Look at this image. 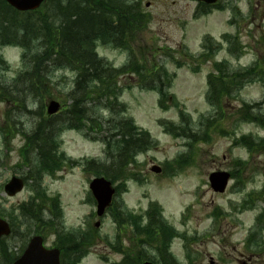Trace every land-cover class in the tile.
<instances>
[{"label": "rangeland", "instance_id": "374dc122", "mask_svg": "<svg viewBox=\"0 0 264 264\" xmlns=\"http://www.w3.org/2000/svg\"><path fill=\"white\" fill-rule=\"evenodd\" d=\"M197 3L193 0H142L141 8L149 21L142 31L141 43L148 49L139 50L136 45L133 56L118 47L98 45L96 48L98 55L115 68L132 57L152 73L163 67L174 76L170 92L178 99V109L165 111L157 105L156 90L139 87L144 85V79L135 73L118 77L119 86L125 87L118 100L127 105L126 114L150 133L156 145L139 153L135 164L128 166L134 176L125 180L115 201L143 216L150 203L161 207L168 224L181 234L172 239L168 248L174 264H264V149L249 151L241 144H234L235 138L243 134H250L255 141L263 137L262 126L242 121L239 115L243 101L254 104L263 99L262 84L256 79L249 80L236 97L224 98L221 127L225 128V133L221 135L214 129L207 141L198 139V136L192 146L195 151L193 158L180 168L174 166L173 160L180 153L189 151L190 140L182 135L166 133L159 123L160 120H168L178 124L179 110L184 109V117H189L192 130L200 134L205 130L204 125L198 126L200 116L215 112L205 101L204 94L206 76L212 70L213 60L226 59L235 69L258 60L264 69V0H223V8L195 16ZM232 18L235 21L229 25ZM236 30L242 44L238 59L229 56L225 48L228 44L221 41L222 33H235ZM206 34L220 40L222 47L214 52L212 59L197 67V62L191 57L201 51L202 37ZM1 54L10 67L4 74V80L9 82L21 68L22 50L17 45H7L1 49ZM74 78L72 71L62 69L55 72L53 82L48 86L49 93L42 96L44 107L51 99L64 101L63 107L68 105L70 100L65 94L70 91ZM9 106V101L0 102V131L8 128V122L13 120L17 122L14 126L31 132L36 118L29 114L21 116L20 120L8 116ZM29 108L35 109L33 106ZM106 113L101 111L103 115ZM253 113L264 114V105L254 108ZM1 132L0 217L10 222L13 232L0 241V264H12L13 258L21 255L33 235L41 234L47 247H60V239L68 231L79 237L88 232L94 235L91 245L86 248V244L85 249L82 247L84 253L76 264H112L124 256L125 249L131 255L138 253L135 249L137 242L129 232L130 225L122 231L126 236L121 235V245H117L119 231L113 219L109 214L96 216L95 203L88 188L89 181L96 175L86 170L84 165L63 163L61 170L54 175L43 174L40 192L49 200L58 197L62 212L61 219H56L55 228L45 230L23 224L26 222L19 206L35 194L29 186L31 180L14 196H7L3 190L12 175L25 176L29 169L20 155L23 136L11 134L5 137L7 134L3 136ZM102 137L103 132L95 129L86 135L77 128H68L60 136V149L75 161L102 159L106 155ZM152 165H159L161 172H152ZM214 170L235 172L223 193H213L208 183V175ZM119 182L121 180H116L114 186ZM144 217L141 224L145 222ZM96 221L100 222L98 227H95ZM139 252L150 254L142 249ZM69 253L67 251L63 258V264H72L73 256ZM151 253L159 257L160 249Z\"/></svg>", "mask_w": 264, "mask_h": 264}, {"label": "trees", "instance_id": "16d2710c", "mask_svg": "<svg viewBox=\"0 0 264 264\" xmlns=\"http://www.w3.org/2000/svg\"><path fill=\"white\" fill-rule=\"evenodd\" d=\"M141 2L142 0H46L36 10L18 12L4 0H0V102L9 101L8 116L20 120L21 116L29 114L36 118L31 132L14 126L17 122L13 120L8 122V128L0 131L3 136L7 134L5 137L11 134L23 136L20 155L23 164L29 168L24 179L26 184L31 180L29 186L35 192L27 202L19 206L20 214L26 222L23 224L46 230L55 228L56 219H61L58 197L49 200L40 192L43 174L54 175L61 170L63 163L84 165L86 170L93 171L95 175L104 174L113 182L121 180L116 187L120 194L125 180L134 176L129 172L128 166L135 164V156L155 145L149 133L137 127L132 118L126 116V106L118 102L122 91L117 82L120 75L135 73L144 79V85H140V88L157 91L160 108L165 111L170 108L178 109V99L170 92L174 76L168 74L166 69L162 67L160 71L152 73L134 57L130 59V56L126 64L115 68L97 55L98 45L118 47L130 55L134 54L136 45L139 50L148 49L141 43L142 31L149 21L148 15L141 8ZM222 6L218 4L216 7ZM210 7L214 6L201 7L195 15L207 13ZM222 38L228 44V54L238 58L242 44L237 37L223 34ZM203 39L202 53L198 56L191 54L197 67L208 62L214 52L220 50V45L210 36ZM7 45H17L22 50L21 68L9 82L4 80L9 65L1 54V49ZM170 58L174 61L172 53ZM176 64L182 66L181 62L176 61ZM62 69L75 73L71 89L65 94L70 103L59 113L46 115L42 96L49 93L48 86L53 82L55 72ZM252 79L259 81L264 88V69L258 60L240 69L231 68L225 59L213 61L212 70L206 79L205 98L216 116H201L198 126L204 125L205 130L201 134L194 132L190 127L189 117H184L183 109L179 110L181 120L178 125L168 120L160 121L165 132L174 136L182 135L190 140V151L173 161L176 168L191 161L195 154L192 149L195 141H207L214 129L221 135L225 133V128L221 127L223 100L225 97H236L241 87ZM242 104L239 109L240 119L257 123L264 128V114L253 113L254 108L264 104V98L254 104L244 101ZM28 106L35 109L28 110ZM101 111H106V115L101 114ZM68 128H77L86 135L94 129L99 133L103 132L102 141L106 147L104 160L79 162L66 157L60 149V136ZM198 136L200 137L197 139ZM234 144H241L249 151H257L264 149V137L254 142L250 135H241L235 138ZM234 173L232 172V176ZM45 203L47 205L43 206ZM108 212L119 231L117 245H121L122 231L130 225L135 240L138 239L143 245L156 250L160 249L159 257H153L152 260L162 264L175 263L167 248L176 232L162 218L161 208L156 203L150 204L145 217L126 209L122 202L114 203ZM142 217L145 219L143 224ZM127 220L131 223L127 224ZM93 239L91 232L79 237L68 231L60 239L62 258L70 251L69 254L73 256L72 264H76L84 253L82 247L85 249L87 244L88 248ZM144 257L143 253L136 256L125 254L119 262L113 264H140Z\"/></svg>", "mask_w": 264, "mask_h": 264}, {"label": "water", "instance_id": "95a60500", "mask_svg": "<svg viewBox=\"0 0 264 264\" xmlns=\"http://www.w3.org/2000/svg\"><path fill=\"white\" fill-rule=\"evenodd\" d=\"M12 6L18 10H27L37 8L43 0H7ZM204 3H214L217 0H197ZM59 109V103L55 100L49 101L47 105V113L53 114ZM152 170L159 172L160 168L153 166ZM229 177L227 171H214L208 177V181L212 190L215 192H222L226 186V181ZM23 187L22 178L13 176L9 182L4 186V191L8 195H14L20 191ZM92 195L96 200V214L102 216L105 209L111 204L115 189L112 187L111 181L105 177H95L89 184ZM99 225V221L95 223V226ZM10 233V226L4 220L0 218V238L3 235ZM14 264H59V249H45L42 245V237L34 235L22 256L18 258ZM143 264H153L146 261Z\"/></svg>", "mask_w": 264, "mask_h": 264}, {"label": "flooded vegetation", "instance_id": "af4514ba", "mask_svg": "<svg viewBox=\"0 0 264 264\" xmlns=\"http://www.w3.org/2000/svg\"><path fill=\"white\" fill-rule=\"evenodd\" d=\"M243 263V262H242Z\"/></svg>", "mask_w": 264, "mask_h": 264}]
</instances>
